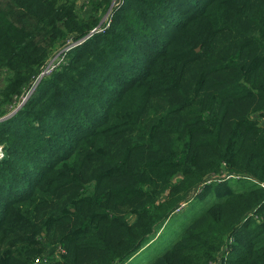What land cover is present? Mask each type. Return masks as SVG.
<instances>
[{
  "label": "trees",
  "instance_id": "16d2710c",
  "mask_svg": "<svg viewBox=\"0 0 264 264\" xmlns=\"http://www.w3.org/2000/svg\"><path fill=\"white\" fill-rule=\"evenodd\" d=\"M77 1L0 8V119L102 24ZM107 15L0 121V264H126L193 199L211 203L151 264H264V0H126Z\"/></svg>",
  "mask_w": 264,
  "mask_h": 264
},
{
  "label": "rangeland",
  "instance_id": "374dc122",
  "mask_svg": "<svg viewBox=\"0 0 264 264\" xmlns=\"http://www.w3.org/2000/svg\"><path fill=\"white\" fill-rule=\"evenodd\" d=\"M10 0H0V8H2L3 12L8 9V2ZM77 5L79 6V13L82 16H88L93 15L95 13L99 14V17L101 19H104L106 15L109 13V11L114 7H119L124 5V3L118 2V0H110L109 5L108 2H104V0H78ZM98 9V12H97ZM100 12V13H99ZM97 16V15H96ZM102 21V20H101ZM16 26L22 27V25H18L17 23L13 22ZM34 23H26L25 27L35 34H38L36 32V29L33 28ZM13 32V30H12ZM13 34V33H11ZM39 35V34H38ZM39 36H37V39ZM70 42L66 43V46ZM79 45V44H78ZM77 46V45H76ZM74 46L75 48H77ZM80 46V45H79ZM50 46L48 48V51H50L52 48ZM73 49L70 51L73 52ZM35 50H39L44 54V60L46 58L48 59L50 56L47 57L46 49L44 48L43 44L40 42ZM72 59V56L67 53L66 55H63L61 50L57 51L54 55H52L45 64V67L40 74V76L37 78L33 86L25 93L23 98L16 104V106L9 112L8 116H4L0 119V121L8 120L14 115H16L19 110L22 109L24 104L29 101V99L35 94V90L40 86L43 79L45 77H48L52 75L56 70L66 66L69 61ZM7 70L3 73H0V89H2L6 84V74L10 73V68L6 67ZM5 118V119H4ZM0 147L3 148L2 152V159L0 161H4L8 157L7 148L4 144H0ZM219 181V180H218ZM52 184H50L51 188ZM47 186H45L46 189ZM211 201H199V200H192L189 202V204H184L181 208L179 213H175L169 222L166 223V225L162 228V230L156 235L155 239L152 241V243L144 248H142L134 258L130 259L126 264H151L153 263L157 258L162 256L165 252H167L169 249L173 247V245L176 243V241L180 238L182 232L184 229L196 218L198 215H200L202 212H204L210 205ZM62 227L60 226L55 231V236L53 238L58 239L60 234L62 233ZM66 233V232H65ZM62 250L59 248L56 255L60 256Z\"/></svg>",
  "mask_w": 264,
  "mask_h": 264
},
{
  "label": "built area",
  "instance_id": "2783aa9c",
  "mask_svg": "<svg viewBox=\"0 0 264 264\" xmlns=\"http://www.w3.org/2000/svg\"><path fill=\"white\" fill-rule=\"evenodd\" d=\"M126 0H120L118 2H121V3H125ZM121 7V6H119ZM119 7H116V8H119ZM112 23V18L110 15H107L104 19H103V22L102 24H100V26L98 28H96L93 32H91L89 35H87L86 37L82 38V39H79L77 41H73V40H70L69 44L66 46V44L63 46V48L61 49V52L63 55H66L67 53H69L74 46H79L81 45L82 43H84L88 38H90L94 33H104L105 30H107L110 25ZM102 25V26H101ZM79 44V45H78ZM76 46V47H77ZM75 48V47H74ZM252 119L253 120H257L259 123H260V126L263 127L264 129V116H261V115H253L252 116ZM2 152H3V148L0 147V159H2L3 155H2ZM234 243V238H231L230 239V244H233ZM228 250V249H227ZM45 261H41L40 259L39 260H36L35 261V264H46ZM218 264V262H217Z\"/></svg>",
  "mask_w": 264,
  "mask_h": 264
},
{
  "label": "water",
  "instance_id": "95a60500",
  "mask_svg": "<svg viewBox=\"0 0 264 264\" xmlns=\"http://www.w3.org/2000/svg\"><path fill=\"white\" fill-rule=\"evenodd\" d=\"M6 117V116H5ZM7 118V117H6ZM5 119V118H4Z\"/></svg>",
  "mask_w": 264,
  "mask_h": 264
},
{
  "label": "clouds",
  "instance_id": "9594fccd",
  "mask_svg": "<svg viewBox=\"0 0 264 264\" xmlns=\"http://www.w3.org/2000/svg\"><path fill=\"white\" fill-rule=\"evenodd\" d=\"M83 44V43H82Z\"/></svg>",
  "mask_w": 264,
  "mask_h": 264
}]
</instances>
